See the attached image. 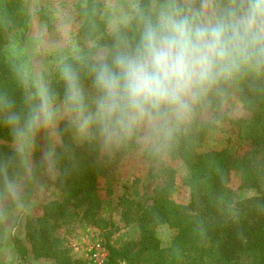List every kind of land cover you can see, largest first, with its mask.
Segmentation results:
<instances>
[{
  "label": "trees",
  "instance_id": "trees-1",
  "mask_svg": "<svg viewBox=\"0 0 264 264\" xmlns=\"http://www.w3.org/2000/svg\"><path fill=\"white\" fill-rule=\"evenodd\" d=\"M165 1L137 0L130 22L108 34L101 19L100 5L95 0H86L81 10L79 33L92 45L76 59L59 64L53 73L48 95L66 99L68 85L62 69L70 66L77 75L78 86L88 84L100 97L94 84V68L101 62L111 66L117 55L134 54L146 26L157 24L149 8ZM25 2L0 0V189L20 171L19 155L6 145L14 139L5 119L15 114L24 124L37 114L33 81H26L19 60H8L4 53L16 30H28L30 16L22 15ZM242 8L245 5H236V10ZM243 64L256 70V75L247 78L238 92L242 108L250 113V118L232 122L239 137L249 142L251 151L244 156L228 150L198 151L209 129L216 122L229 120L222 107L231 80L221 76L195 95L197 110L208 113L212 119L198 123L199 138L190 132L176 131L167 139L169 155L180 160L188 170L185 184L190 190L189 201L179 204L170 198L173 182L157 190L153 204L145 209L133 201H124L123 204L131 203L132 206L123 212V218L141 224L143 240L135 250L128 246L116 248L104 242L108 252L106 264H264V56H254ZM66 125L62 123L59 128L61 143L55 155L56 186L64 197L61 202L48 204L43 216L54 222L49 233L42 231L45 242L53 245H57V240L52 237L55 226L69 222L79 214L99 228L108 225L106 220L98 218L102 201L95 194L99 178L107 173L100 162L98 133L103 129L97 125L91 139L76 145L72 140L75 128H66ZM34 147L35 168L25 183L24 195L3 210L0 220L17 206L26 207L31 199L33 188L44 170V165L37 159L36 139ZM129 148L125 145L124 153ZM232 174L239 177L243 189L254 194L236 198L229 186ZM157 226H167L176 232L166 249L162 248L154 231ZM11 239L16 253L27 263V252L18 237L13 235Z\"/></svg>",
  "mask_w": 264,
  "mask_h": 264
},
{
  "label": "rangeland",
  "instance_id": "rangeland-1",
  "mask_svg": "<svg viewBox=\"0 0 264 264\" xmlns=\"http://www.w3.org/2000/svg\"><path fill=\"white\" fill-rule=\"evenodd\" d=\"M23 16H30L28 30L15 31L11 42L5 46L8 60H19L26 81L32 80L36 90L37 113L40 109L41 92L48 97L52 122L48 125L38 123L30 133V143L25 156L20 160V171L11 182L15 192L8 185L0 189V214L11 203L24 195V186L31 171L35 168L34 139L38 148L37 159L44 165L31 199L26 207L19 205L0 220V264H94L92 255L97 245L108 254L104 242L116 248L132 247L137 249L142 243L141 224L135 220H125L123 212L133 201L145 209L153 204L155 192L170 182L173 188L170 198L179 204H186L190 190L186 186L188 170L180 160L169 155L167 139L176 131H185L200 136L199 122L211 121V116L197 110L195 96L188 99L187 109L177 117L165 113L157 118L156 125L147 123L134 126L127 132L113 134L111 130H101L99 135L100 162L106 168V176L99 178L96 197L102 201L98 218L108 222L99 228L82 215L69 222L55 226L53 236L57 245L45 242L42 231L50 232L53 220L43 218L45 207L53 202H61L64 195L56 186L58 169L56 151L61 139L59 128H75L72 133L74 144L80 145L91 139L98 128L93 124L86 134H80L75 114L66 104V99L50 97L48 90L53 73L61 62L73 60L83 54L92 44L82 39L79 29L82 25L81 10L86 0H25ZM99 5L101 19L108 34H113L127 25L133 18L137 0H95ZM247 6V0H167L154 3L149 8L156 23L161 13H179L181 15H199L208 19L212 16L227 14L236 9L237 4ZM256 75V70L241 63L239 67L225 75L231 85L225 94L222 110L230 120L216 122L199 144L198 151L228 150L237 156L251 151L248 141L242 140L232 121L246 120L250 113L242 108L238 92L247 80ZM84 99L85 111L95 112L99 99L88 84L79 86ZM246 122V121H245ZM13 149L14 141L6 143ZM129 150L124 153V148ZM15 151V150H14ZM235 197L243 199L253 195V191L241 187L239 177L231 175L229 184ZM162 248H168L175 231L167 226L154 227ZM18 237L28 255L27 263L16 253L12 236ZM48 247V248H47ZM65 255L64 257H57Z\"/></svg>",
  "mask_w": 264,
  "mask_h": 264
},
{
  "label": "clouds",
  "instance_id": "clouds-1",
  "mask_svg": "<svg viewBox=\"0 0 264 264\" xmlns=\"http://www.w3.org/2000/svg\"><path fill=\"white\" fill-rule=\"evenodd\" d=\"M254 56H264V0H247L245 8L208 19L161 13L155 26H146L134 54L117 55L111 66L101 62L94 68V84L100 92L94 113L85 111L77 75L65 66L66 104L82 135L93 124L113 134L143 123L154 127L163 113L179 117L189 98ZM40 95L39 112L24 124L15 114L5 119L21 157L35 126L52 122L49 99L44 92ZM8 187L15 192L11 181Z\"/></svg>",
  "mask_w": 264,
  "mask_h": 264
},
{
  "label": "built area",
  "instance_id": "built-area-1",
  "mask_svg": "<svg viewBox=\"0 0 264 264\" xmlns=\"http://www.w3.org/2000/svg\"><path fill=\"white\" fill-rule=\"evenodd\" d=\"M108 254L103 253L100 245H97L95 252L92 255L94 264H106L107 263Z\"/></svg>",
  "mask_w": 264,
  "mask_h": 264
}]
</instances>
